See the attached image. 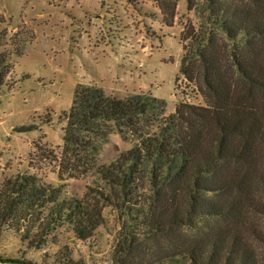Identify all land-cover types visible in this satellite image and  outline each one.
Instances as JSON below:
<instances>
[{
  "label": "trees",
  "instance_id": "16d2710c",
  "mask_svg": "<svg viewBox=\"0 0 264 264\" xmlns=\"http://www.w3.org/2000/svg\"><path fill=\"white\" fill-rule=\"evenodd\" d=\"M186 1L199 23L180 35L179 74L204 104L181 102L164 116L165 102L151 95L119 99L78 85L62 114V154H97L111 128L131 141L97 169L144 230L124 239L121 264H264V0ZM102 218L96 205L34 175L0 188V228L27 249L62 227L87 240Z\"/></svg>",
  "mask_w": 264,
  "mask_h": 264
},
{
  "label": "rangeland",
  "instance_id": "374dc122",
  "mask_svg": "<svg viewBox=\"0 0 264 264\" xmlns=\"http://www.w3.org/2000/svg\"><path fill=\"white\" fill-rule=\"evenodd\" d=\"M198 23L186 0H0V58L7 57L8 73L0 86V188L17 175H34L96 205L103 216L89 239L62 227L37 250L3 226L0 264H121L123 243L144 238L97 170L131 141L111 128L97 154L65 158L62 114L78 85L119 99L151 95L165 102L164 116L181 102L203 105L179 74L180 35ZM99 194L109 202H97Z\"/></svg>",
  "mask_w": 264,
  "mask_h": 264
}]
</instances>
